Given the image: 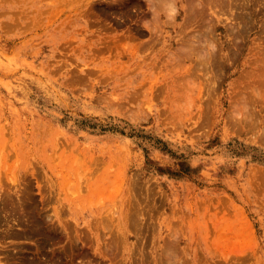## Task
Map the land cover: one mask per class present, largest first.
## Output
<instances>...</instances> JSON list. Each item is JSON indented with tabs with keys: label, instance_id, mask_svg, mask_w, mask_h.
I'll return each mask as SVG.
<instances>
[{
	"label": "rangeland",
	"instance_id": "374dc122",
	"mask_svg": "<svg viewBox=\"0 0 264 264\" xmlns=\"http://www.w3.org/2000/svg\"><path fill=\"white\" fill-rule=\"evenodd\" d=\"M227 1L0 0V264H264V0Z\"/></svg>",
	"mask_w": 264,
	"mask_h": 264
},
{
	"label": "bare ground",
	"instance_id": "6f19581e",
	"mask_svg": "<svg viewBox=\"0 0 264 264\" xmlns=\"http://www.w3.org/2000/svg\"><path fill=\"white\" fill-rule=\"evenodd\" d=\"M210 1H212V0H210ZM225 2H226V4H227L228 1L225 0ZM229 3H230V2H229ZM206 4H207V3H206ZM210 4H211V2H210ZM224 4H225V3H224ZM226 4H225V5H226ZM227 5H229V4H227ZM154 14H155V13H154ZM204 35H205V34H204ZM206 35H207V34H206ZM201 36H202V35H201ZM203 37H204V36H203ZM197 38H199V37H197ZM197 40H198V39H197ZM199 41H201V40H199ZM199 41H198V42H199ZM208 50H209V49H208ZM204 63H206V62H204ZM207 63H208V62H207ZM207 63H206V64H207ZM206 64H205V65H206ZM206 66H207V65H206ZM208 66H209V65H208ZM256 178H257V177H256Z\"/></svg>",
	"mask_w": 264,
	"mask_h": 264
}]
</instances>
